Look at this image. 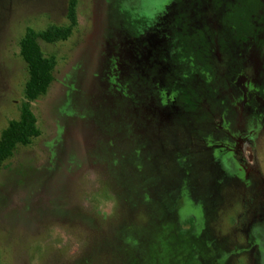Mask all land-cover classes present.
Masks as SVG:
<instances>
[{
  "label": "rangeland",
  "instance_id": "374dc122",
  "mask_svg": "<svg viewBox=\"0 0 264 264\" xmlns=\"http://www.w3.org/2000/svg\"><path fill=\"white\" fill-rule=\"evenodd\" d=\"M70 0H0V139L29 30ZM40 40L41 135L0 170V264H264V0H78Z\"/></svg>",
  "mask_w": 264,
  "mask_h": 264
},
{
  "label": "trees",
  "instance_id": "16d2710c",
  "mask_svg": "<svg viewBox=\"0 0 264 264\" xmlns=\"http://www.w3.org/2000/svg\"><path fill=\"white\" fill-rule=\"evenodd\" d=\"M77 3L78 0H70L71 24L69 26H54L41 32L29 30L22 40L21 54L28 67L25 101L22 105L21 118L12 121L0 139V170L4 162L14 154L19 144L29 145L41 135L38 117L33 110L32 103L45 96L50 90L55 79L57 59L55 56H46L43 53L40 40L49 43L68 40L78 23Z\"/></svg>",
  "mask_w": 264,
  "mask_h": 264
}]
</instances>
